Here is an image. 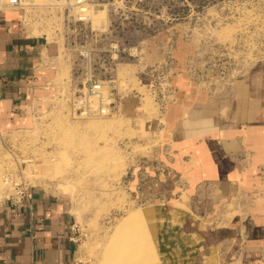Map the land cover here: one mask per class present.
Masks as SVG:
<instances>
[{
    "label": "rangeland",
    "instance_id": "374dc122",
    "mask_svg": "<svg viewBox=\"0 0 264 264\" xmlns=\"http://www.w3.org/2000/svg\"><path fill=\"white\" fill-rule=\"evenodd\" d=\"M29 1L0 8L59 46L58 75L31 126L0 132V203L15 182L64 198L77 264H190L194 253L195 264H234L255 216L204 208L193 157L173 158L174 124L204 104L221 111L235 84L264 107V0H91L83 19L67 2ZM89 80L108 114L77 110Z\"/></svg>",
    "mask_w": 264,
    "mask_h": 264
},
{
    "label": "crops",
    "instance_id": "0c3cea01",
    "mask_svg": "<svg viewBox=\"0 0 264 264\" xmlns=\"http://www.w3.org/2000/svg\"><path fill=\"white\" fill-rule=\"evenodd\" d=\"M21 17L0 8V132L31 126L34 107L51 99L56 88L59 46L31 33ZM242 85L235 84L221 111L209 113L204 104L200 116L189 113L178 119L172 149L174 160L193 157V182L206 210L241 207L255 216L239 250L231 255L234 264L264 257V107L257 108ZM160 149H155L156 158L162 157ZM247 150L258 152L257 157L243 158ZM32 193L29 205L7 199L0 203V264H74L68 203L40 188ZM229 198H234L232 209L226 203ZM208 253L205 256H211V248ZM197 259L194 253L190 264Z\"/></svg>",
    "mask_w": 264,
    "mask_h": 264
},
{
    "label": "built area",
    "instance_id": "2783aa9c",
    "mask_svg": "<svg viewBox=\"0 0 264 264\" xmlns=\"http://www.w3.org/2000/svg\"><path fill=\"white\" fill-rule=\"evenodd\" d=\"M64 1L78 9L80 18H85L84 14L86 10V5L91 0H59ZM7 5L10 9H23L24 6L31 7V2L29 0H7ZM74 102L77 110L80 111L81 115H99L103 116L109 113L110 104L112 103L109 99L103 94L102 83L99 81H88L87 85H84L82 90L75 94ZM8 179V178H7ZM14 193L11 196H8L7 200L13 204L20 205L26 203L29 205L30 201L33 198L32 189L30 186H23L15 182L14 184ZM73 241L74 238H71ZM74 264H77L74 262Z\"/></svg>",
    "mask_w": 264,
    "mask_h": 264
},
{
    "label": "bare ground",
    "instance_id": "6f19581e",
    "mask_svg": "<svg viewBox=\"0 0 264 264\" xmlns=\"http://www.w3.org/2000/svg\"><path fill=\"white\" fill-rule=\"evenodd\" d=\"M51 2H53V1H51ZM55 2H56V1H55ZM90 18H91V19H93L92 15H91V17H90ZM91 19H90V20H91ZM84 115H85V114H84ZM89 115H92V114H89Z\"/></svg>",
    "mask_w": 264,
    "mask_h": 264
}]
</instances>
